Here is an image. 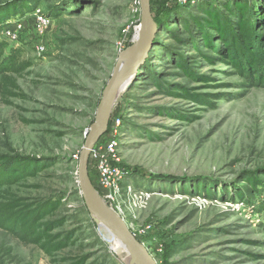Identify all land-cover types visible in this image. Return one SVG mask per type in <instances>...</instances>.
<instances>
[{"label": "rangeland", "instance_id": "1", "mask_svg": "<svg viewBox=\"0 0 264 264\" xmlns=\"http://www.w3.org/2000/svg\"><path fill=\"white\" fill-rule=\"evenodd\" d=\"M14 1H25L32 15L0 27L7 43L0 66L21 69L11 72L17 95L0 88V152L33 156L44 168L3 186L0 202L58 203L41 222L57 223L52 235L70 244L50 256L0 225V264H125L86 207L78 166L119 55L135 42L140 0H0V7ZM229 1L154 0L153 16L162 22L157 42L115 100L126 177L115 206L106 203L124 211L157 264H264V86L245 88L229 64L207 62L203 56L213 52L180 19L205 16L208 4L224 15ZM40 12L51 17L45 28L36 22ZM177 85L210 94L211 102L165 91Z\"/></svg>", "mask_w": 264, "mask_h": 264}, {"label": "trees", "instance_id": "2", "mask_svg": "<svg viewBox=\"0 0 264 264\" xmlns=\"http://www.w3.org/2000/svg\"><path fill=\"white\" fill-rule=\"evenodd\" d=\"M153 4L154 0H151V9H153ZM24 5L26 6L25 1L22 3L14 1L0 7V27L26 16L29 8ZM223 8L225 9L224 15L216 6L208 4L207 9H203L205 16L189 14L187 18L180 17V19H184L183 24L187 33H194L193 28L196 27L201 44L213 52L212 55L203 56L207 62L214 63L220 60L222 63L229 64L242 78L243 83L241 84L245 88L256 85L264 86V5L260 7L249 0H230L223 5ZM155 21L160 27L162 22L158 19ZM215 40H218L217 43ZM196 42V40H190L193 49L202 52L201 46ZM6 44L4 40H0V59L3 57ZM176 64L183 70V73L193 76L184 58H179ZM259 65L262 67L259 68ZM20 71V68L13 65L9 67L2 64L0 66V88L3 95L12 97L18 94L16 91H19L20 87L11 72L20 73ZM200 78L208 79V77ZM159 86L162 87L161 84ZM165 91L175 97L181 96L203 104L211 102L207 99L211 97L210 94L193 93L181 85H177L176 88H166ZM114 120L115 117L111 116L110 127ZM43 168L44 162L33 156L25 157L17 153L0 152V191L3 186L32 177ZM90 177L93 181L94 177L92 175ZM248 180L251 186L257 183L255 177ZM245 201L248 202L247 199ZM58 206L56 202L22 205L20 199L9 203L0 202V225H4L22 240L35 242L44 252L52 256L54 252L70 244L67 238L59 240L52 235L51 232L57 223L54 221L41 222ZM260 208L264 211V200ZM72 264H84V262L79 261Z\"/></svg>", "mask_w": 264, "mask_h": 264}, {"label": "water", "instance_id": "3", "mask_svg": "<svg viewBox=\"0 0 264 264\" xmlns=\"http://www.w3.org/2000/svg\"><path fill=\"white\" fill-rule=\"evenodd\" d=\"M140 7L142 14L139 36L133 45L121 51L114 73L104 89L95 121L87 130L86 142L80 153L78 177L86 207L97 218L99 225L107 231L111 229V232L120 235L122 244L131 250L128 264H157L150 250L138 240L120 214L99 195L90 177V153L109 128L115 100L128 85L129 79L136 73L140 64L146 60L157 40L159 27L151 10V0H140ZM130 56L133 57L131 66L128 71H123V63Z\"/></svg>", "mask_w": 264, "mask_h": 264}, {"label": "built area", "instance_id": "4", "mask_svg": "<svg viewBox=\"0 0 264 264\" xmlns=\"http://www.w3.org/2000/svg\"><path fill=\"white\" fill-rule=\"evenodd\" d=\"M31 15L32 13L26 15L22 19L26 20L30 18ZM36 22L39 28H45L49 23H51V17L40 12V14L37 15ZM14 23L17 22H12L10 25ZM121 125L122 121L120 118H115L109 131H107L105 135L102 136L103 138L101 137L99 139L90 153V169L95 171L97 185L102 191H104L105 197L103 198L112 206H115V201L117 200L118 196H121L122 183L126 177V173H124L122 168V158H120V156L117 154V137L119 136V128ZM125 186L131 189V185H129V183H127ZM145 193L146 192H144V194L140 192L141 195L140 198L138 197V201L139 199L144 200V197L142 196H144ZM116 207V210L122 214L124 219V211L121 210L120 207Z\"/></svg>", "mask_w": 264, "mask_h": 264}, {"label": "bare ground", "instance_id": "5", "mask_svg": "<svg viewBox=\"0 0 264 264\" xmlns=\"http://www.w3.org/2000/svg\"><path fill=\"white\" fill-rule=\"evenodd\" d=\"M139 31H140V28L138 27V30H137L136 35H135V40L139 36ZM132 61H133V57L132 56L128 57L124 61V63H123V71H128V69L131 66ZM111 231H112L111 229H108V231L106 230V232H108L110 234L109 238H110V243H112V247L114 249H116L117 252L122 256V259H123L124 263L128 264L130 262L131 250H129L128 247H125V245L122 244V239H121L120 235H118L116 233H113Z\"/></svg>", "mask_w": 264, "mask_h": 264}]
</instances>
